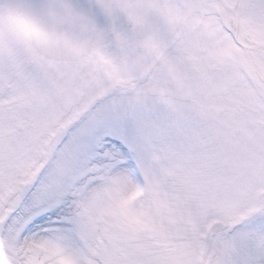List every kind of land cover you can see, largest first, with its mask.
<instances>
[{"label": "snow or ice", "instance_id": "snow-or-ice-1", "mask_svg": "<svg viewBox=\"0 0 264 264\" xmlns=\"http://www.w3.org/2000/svg\"><path fill=\"white\" fill-rule=\"evenodd\" d=\"M0 264H264V0H0Z\"/></svg>", "mask_w": 264, "mask_h": 264}]
</instances>
